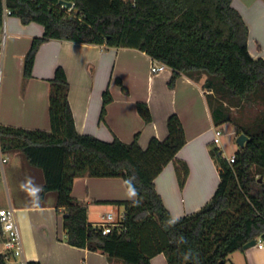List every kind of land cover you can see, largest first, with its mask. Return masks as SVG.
<instances>
[{
    "label": "trees",
    "instance_id": "trees-1",
    "mask_svg": "<svg viewBox=\"0 0 264 264\" xmlns=\"http://www.w3.org/2000/svg\"><path fill=\"white\" fill-rule=\"evenodd\" d=\"M60 1L0 0V24L7 7L24 24L44 27L24 57V80L32 77L40 46L58 39L144 51L172 70L170 87L182 75L196 81L206 76L209 100L228 99L235 106L257 96L264 100V59L250 54L249 29L232 0H63L73 4L71 10ZM116 81L127 90L120 78ZM69 90L66 71L58 66L50 80V131L0 125V152L20 150L44 171L40 198L57 192L56 208L63 215L69 244L102 252L120 264H152L158 253H164L169 264H226L232 253L264 234V179L259 180L264 175V117L243 127L224 113V104L212 110L217 126L233 122L236 136L244 133L248 139L231 164L219 147H210L220 173L214 195L199 210L174 218L155 179L176 161L184 185L188 166L176 160L186 144L180 116L171 114L167 138H151L146 149L139 132L132 142L117 137L104 141L77 131ZM111 101L107 88L101 120ZM137 109L146 123L152 121L146 102H138ZM86 176L121 177L137 192L136 200L113 202L125 206L123 230L104 235L88 221L87 203L72 195L75 180ZM0 264H5L3 254Z\"/></svg>",
    "mask_w": 264,
    "mask_h": 264
},
{
    "label": "crops",
    "instance_id": "crops-1",
    "mask_svg": "<svg viewBox=\"0 0 264 264\" xmlns=\"http://www.w3.org/2000/svg\"><path fill=\"white\" fill-rule=\"evenodd\" d=\"M232 4L248 26L250 54L255 59H264V0H232ZM0 27V40L5 34L4 46L0 49V125L50 131V80L56 68L62 66L70 84L69 102L80 134L104 141L117 137L132 142L139 132V143L146 149L151 138H167V119L177 113L184 126L186 144L177 153L176 160L187 164L188 173L181 186L177 162L171 161L156 177V189L174 218L199 210L212 198L220 173L210 147H219L223 152L224 145L214 143L217 125L208 98L211 91L202 83L204 76L196 81L182 75L170 87L172 70L167 68L152 74L153 59L144 51L52 39L40 46L32 77L24 80V57L33 38L43 35L44 27L36 22L24 24L12 15L5 18L3 15ZM117 78L127 90H123ZM107 88L112 101L107 105L105 120H101L103 94ZM140 101L149 106L152 114L149 123L138 112ZM225 124L227 122L218 127ZM232 125L226 134L231 137L236 136V127ZM236 152L234 149L232 154ZM1 156L6 161H0V208L11 205L16 210L28 262L120 264L102 252L69 244L63 215L56 208L57 192L50 191L40 198L44 171L32 166L20 150H8ZM83 188L85 194L81 192ZM72 195L87 203L88 221L92 224H98L103 214L114 212L112 207L119 208L120 204L114 201L137 199V192L127 187L121 177L77 178ZM101 201L110 203H99ZM119 212L118 209L114 213ZM91 215H96L95 219ZM4 242L0 225V254L5 252ZM151 263L169 264L164 253L154 255ZM226 264H264V247L235 251Z\"/></svg>",
    "mask_w": 264,
    "mask_h": 264
},
{
    "label": "built area",
    "instance_id": "built-area-1",
    "mask_svg": "<svg viewBox=\"0 0 264 264\" xmlns=\"http://www.w3.org/2000/svg\"><path fill=\"white\" fill-rule=\"evenodd\" d=\"M69 6L68 4H64ZM73 4L69 6V10H71ZM11 11L5 7L4 8V18L7 15H10ZM0 32H2V27H0ZM4 38L0 40V49L4 46ZM168 67L157 60H153L151 64V73L152 74H159L160 72L164 71ZM224 132L222 128L216 126L215 127V138L214 143L219 144L221 143V136H223ZM223 155L226 157L227 161L231 164L235 162V154L230 156H226L223 152ZM0 161L4 163L6 161L5 158L1 156L0 153ZM126 221V214L123 213H114L108 212L101 216V220L98 224H94L97 228H99L104 235L112 233L115 229L119 231L123 230L125 227ZM0 225L5 237V252L3 253L4 262L5 264H28L24 256V245L23 240L20 232V228L17 222L16 217V210L10 205L7 207L0 208ZM257 243L255 246L259 248L264 247V236L260 235L255 238Z\"/></svg>",
    "mask_w": 264,
    "mask_h": 264
},
{
    "label": "rangeland",
    "instance_id": "rangeland-1",
    "mask_svg": "<svg viewBox=\"0 0 264 264\" xmlns=\"http://www.w3.org/2000/svg\"><path fill=\"white\" fill-rule=\"evenodd\" d=\"M206 80V77L202 79V83L204 84ZM209 94V93H208ZM210 102L212 105V109H215L219 104H224L223 106L225 107L224 113L227 112L229 116L237 122L240 126H248L253 123L258 122L263 116H264V100L257 96L255 97L254 100L251 102H244L241 106H235L233 103L228 100H218L217 98H210ZM223 111V110H222ZM231 122H227V124L223 125L222 128L224 129V134L221 136V143L218 144L219 146L224 145L223 152L225 155H232V152L234 149L238 151L241 147L237 143V136H228L226 135L228 130L232 128ZM82 194L86 193L85 188L81 190ZM123 195V194H122ZM81 202H84L83 200H80ZM86 203V202H84ZM119 209L120 213H123L124 207L122 205L117 207H112V210L114 212H117ZM96 215H91L92 219H95Z\"/></svg>",
    "mask_w": 264,
    "mask_h": 264
},
{
    "label": "water",
    "instance_id": "water-1",
    "mask_svg": "<svg viewBox=\"0 0 264 264\" xmlns=\"http://www.w3.org/2000/svg\"><path fill=\"white\" fill-rule=\"evenodd\" d=\"M60 3L64 4L65 2L63 0H61ZM68 5L71 6L72 3L69 2ZM247 139H248V136L246 134H244V133H241L240 135L237 136V143L240 145V147H244L245 142H246ZM259 180L262 181L263 178L260 177ZM263 236H264V234H263ZM256 243H257L256 239H253V240H251L250 242H248V243H246L244 245V249L253 247V246L256 245Z\"/></svg>",
    "mask_w": 264,
    "mask_h": 264
}]
</instances>
